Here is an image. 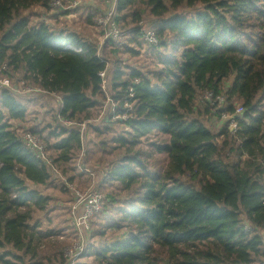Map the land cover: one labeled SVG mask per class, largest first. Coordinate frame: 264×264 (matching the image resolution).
<instances>
[{"label": "trees", "instance_id": "16d2710c", "mask_svg": "<svg viewBox=\"0 0 264 264\" xmlns=\"http://www.w3.org/2000/svg\"><path fill=\"white\" fill-rule=\"evenodd\" d=\"M32 5L45 9L36 21L23 14ZM62 12L46 0H0V76L21 73L26 84L62 98L50 122L34 113L35 123L22 128L13 122H29L27 102L0 88V264H63L59 240L68 233L44 227L42 213L58 205L42 188L68 192L66 181H88L76 166L59 181L62 173L21 135H40L55 169L70 165L84 141L60 119L80 124L106 100L99 73L107 62L80 31L50 25ZM142 20L156 29L159 46L140 35ZM117 21L129 45L114 53L138 55L133 44L147 45L160 66L150 75L111 55V95L118 115L129 118L111 112L90 126L99 140L89 139L84 162L92 154L111 159L102 181L115 188L99 220L91 219L78 264H264V0H118ZM107 46L114 48L106 40L104 53ZM207 90L225 103L200 102ZM238 105L232 132L221 113Z\"/></svg>", "mask_w": 264, "mask_h": 264}, {"label": "rangeland", "instance_id": "374dc122", "mask_svg": "<svg viewBox=\"0 0 264 264\" xmlns=\"http://www.w3.org/2000/svg\"><path fill=\"white\" fill-rule=\"evenodd\" d=\"M94 3V2H93ZM88 4L86 5H82L78 8H74V9H69V10H63L64 12H62L60 14L61 17H59V15H55L53 16L51 19L48 18V22L50 23V25L54 28H58V29H75L80 31L81 33H83L86 38L95 43L98 48L99 51L101 53V55H105V57H107V59L109 60L108 62V69H107V78L110 79L111 78V67L113 65V61L111 60L112 57L114 58H122L124 60V62L128 65H135L141 69H143L144 71H146L147 73H149L150 75H152L154 72V70L158 69L160 66L158 57L156 56V54L153 52V50L151 48H149L147 45H143V46H137L136 44H133V47H135L138 51L139 54L138 55H133L130 53H114L115 47L113 48L112 46H107L106 47V51L109 53H104L103 52V45L105 43V40L103 39V33L100 31V27L98 25H95L93 23V18L95 17V15H97L99 13L100 10V3L99 0H96L95 4H93V6H90ZM95 7H98L95 9ZM182 10H186V9H181ZM190 11H193L192 9H189ZM44 7L41 5H32L31 7H29L28 9L23 11V14L31 17L32 20H38L39 17L44 14ZM188 11V10H186ZM98 12V13H97ZM114 49V50H113ZM160 51H163L162 48H159ZM112 55V57H111ZM111 58V59H110ZM5 77V76H4ZM21 73H14L13 79L10 81L12 86L16 87L17 89H19V86L21 84ZM26 87V86H25ZM109 91L111 92L110 89V84H109ZM19 100H23L25 102H27V106H28V110H29V114H28V119L29 122L25 121H14V124H18L19 127L22 128H27L32 126L35 121L31 120V118L36 116V113L38 115V121H42V124L44 125V123L46 122H50L52 120V114L53 112L58 111V109L61 107L62 105V98L61 95L59 94H43L41 92H37L34 94H18L15 95ZM104 103L100 104L99 107L95 108L94 110H92V116L82 122L86 123L85 128H83L82 126H78L80 131H87V134H85L86 136L84 137L83 134V144H84V149L80 150V152L78 151V153L76 154V158L71 162L70 165L67 164H62L61 167H57L56 168V172L58 174L61 175L62 173V179L59 181H66L67 178L72 174V172H68V170L72 169V167L76 166L75 169L76 171H78V169H82L83 166L85 164V167L92 171L94 174L90 175L88 172L86 173L87 175H84V177H88V181L84 180L85 185H80L81 183H79V181H75L73 188H79V189H95V190H99L101 191L102 189V193L106 194L109 193L110 191H112V189L115 188V186L109 185L108 183H104V181H102L104 179V176H106V172H107V166L109 164L110 160H107V158L104 159H100V154H92V158L91 161L89 162H84V157H85V150L87 149V145H88V141L89 139L93 138L95 140H99L98 137L94 136L95 132L93 131V129L90 127L91 125H102L106 123V118L108 117L107 114L113 112V110H111V112L109 111V106L105 105L106 100H103ZM35 113V116H34ZM206 121V120H205ZM207 125L209 127H212L213 129H217L212 125L211 121H206ZM22 125V126H21ZM91 144V142H90ZM90 147V145H88ZM85 163V164H84ZM63 169V171H62ZM83 170V169H82ZM64 172V173H63ZM85 177V179H86ZM57 181V180H56ZM78 182V183H77ZM59 183V182H57ZM100 183H104L102 186V184ZM53 185V184H52ZM60 188V189H59ZM43 191L45 193H48L50 195H53L54 200L56 201V205H58V209H53L49 212L46 213H42L41 218L43 219V223H44V227L50 226L53 228H64L63 232L65 233L67 231V229L69 228V222L70 219L67 220V217L70 218V205H71V201H69L71 198V196H73V192L69 191H64L61 189V185L58 184V186H54L53 188H42ZM71 193V194H70ZM107 195V194H106ZM68 201V202H67ZM96 216V215H95ZM94 219L97 221L98 216L95 217ZM49 217H51V221H49ZM102 217V216H101ZM103 218V217H102ZM100 218V219H102ZM103 221V219H102ZM96 226V225H95ZM92 227V224H91ZM262 234H264V229L261 231ZM68 234L66 235H60L61 237H63L62 239L60 238V242L61 240L66 242L65 246H69L72 243H74V235H71V232H66ZM86 242L84 241L83 243L86 245H88V242L90 240L89 237V233L86 235ZM108 238L110 239V233H108ZM99 239V238H96ZM63 245V243H62ZM40 249L42 251L43 254H47L48 251H50V249L48 250L45 243L42 244L40 246ZM80 260V259H79ZM80 262V261H79Z\"/></svg>", "mask_w": 264, "mask_h": 264}, {"label": "built area", "instance_id": "2783aa9c", "mask_svg": "<svg viewBox=\"0 0 264 264\" xmlns=\"http://www.w3.org/2000/svg\"><path fill=\"white\" fill-rule=\"evenodd\" d=\"M50 4L53 10H69L74 9L82 6L83 4L93 3L95 4L96 0H46ZM100 3V10L97 15L93 18V23L98 25L101 29L100 31L103 33V39L109 40L114 44V47L123 49L126 45H129L128 41V33L127 31L121 29L117 21V7H118V0H99ZM98 8V7H97ZM140 35L144 38L146 42L151 45L159 46L160 41L158 39L156 29L152 26H147L145 21L140 22ZM67 48L73 49L76 52H81L82 48L72 45L70 43L66 44ZM99 49V48H98ZM101 56L102 60L107 62L106 69L102 70L99 75L102 80V89L106 95V102L105 105L109 106V111L113 110L115 117H120L124 120L129 118L127 112L118 115L117 113V104L114 102L112 95L109 91V84L110 79L107 78V68L109 60L104 59V56L101 55L100 51L98 52ZM11 79L7 76H0V88L10 89L15 95L18 94H34L37 92H41L46 94L44 90L40 87H34L25 83L24 80H21V84L19 89L12 86ZM26 86V87H25ZM133 96V93H131ZM199 101L202 103L210 104L213 106H221L225 103L226 97L224 94L217 93L213 90H207L203 92L199 96ZM126 107H130L129 104L126 102ZM243 111V106L238 105L237 108L233 113L222 112L221 118L227 120L229 123V128L232 132H236L238 130V117L241 115ZM60 122L63 123L67 127H76L82 126L85 128L86 123L82 122L77 124L75 121L70 119H60ZM80 130V129H79ZM83 136V131H81ZM22 139L24 144L33 150L36 155L41 159L42 163L45 164L47 167H50L52 171L56 172V169L53 166V159L49 156L47 151V144L42 139V137L36 133L31 131H22L21 132ZM83 171L85 173H89L93 175L94 173L88 170L85 166H83ZM66 185L71 192H73V200L71 201L70 205V222L69 228L66 232L73 231L74 233V243L69 246H65L63 248V264H78L79 258L81 255L85 253L87 250V244L85 245L83 242H86L87 234L90 232L91 229V219L101 212L105 204L107 202L108 196L102 193L99 190L95 189H79L73 188L74 184L69 183L66 181ZM63 238V237H61Z\"/></svg>", "mask_w": 264, "mask_h": 264}, {"label": "crops", "instance_id": "0c3cea01", "mask_svg": "<svg viewBox=\"0 0 264 264\" xmlns=\"http://www.w3.org/2000/svg\"><path fill=\"white\" fill-rule=\"evenodd\" d=\"M88 5L93 6V3H89ZM95 8H97V7H95ZM48 94H49V93H48Z\"/></svg>", "mask_w": 264, "mask_h": 264}]
</instances>
